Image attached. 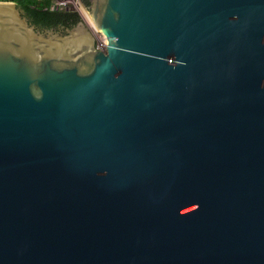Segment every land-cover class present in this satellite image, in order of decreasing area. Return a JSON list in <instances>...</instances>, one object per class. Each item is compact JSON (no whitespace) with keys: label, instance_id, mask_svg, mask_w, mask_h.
I'll use <instances>...</instances> for the list:
<instances>
[{"label":"water","instance_id":"1","mask_svg":"<svg viewBox=\"0 0 264 264\" xmlns=\"http://www.w3.org/2000/svg\"><path fill=\"white\" fill-rule=\"evenodd\" d=\"M81 18L0 1V264H264V0Z\"/></svg>","mask_w":264,"mask_h":264},{"label":"trees","instance_id":"2","mask_svg":"<svg viewBox=\"0 0 264 264\" xmlns=\"http://www.w3.org/2000/svg\"><path fill=\"white\" fill-rule=\"evenodd\" d=\"M13 1L20 8L29 22L40 30L65 25L72 27L81 20L79 13L75 10H52L51 0H0ZM80 10L88 17L89 0H77Z\"/></svg>","mask_w":264,"mask_h":264},{"label":"flooded vegetation","instance_id":"3","mask_svg":"<svg viewBox=\"0 0 264 264\" xmlns=\"http://www.w3.org/2000/svg\"><path fill=\"white\" fill-rule=\"evenodd\" d=\"M72 1V0H71ZM75 1V3L74 2H72L73 3V5L71 6V8L72 9H74L75 11H77L78 13H79V15H80V17H81V13H83V11H81L80 12V7H79V5H78V2H77V0H74ZM89 2H90V0H89ZM52 5V4H51ZM56 6H58V9L57 10H72L71 8H69V6H67V5H65L64 7H62V6H59L58 5V3L56 2V4H55ZM77 7V8H76ZM88 8H89V10H90V3H89V5H88ZM55 10V9H54ZM81 20H82V18H81ZM29 21V20H28ZM78 23V22H77ZM76 23V24H77ZM31 24V23H30ZM33 25V24H32ZM35 26V25H34ZM73 27V26H72ZM72 27H69V26H65V25H59V26H57V27H51V28H48V29H44V30H40L39 28H37L36 26H35V28L37 29V30H40V31H49V30H53V31H56V32H59V33H66L67 32V30L68 29H70V28H72Z\"/></svg>","mask_w":264,"mask_h":264},{"label":"rangeland","instance_id":"4","mask_svg":"<svg viewBox=\"0 0 264 264\" xmlns=\"http://www.w3.org/2000/svg\"><path fill=\"white\" fill-rule=\"evenodd\" d=\"M61 1H64V0H51V3H52L53 5H55L56 2H61ZM66 1H68L66 5L69 6V8H71V6L73 5V3H72L70 0H66ZM62 7H64V6H62ZM71 9H72V8H71ZM72 10H74V9H72Z\"/></svg>","mask_w":264,"mask_h":264},{"label":"built area","instance_id":"5","mask_svg":"<svg viewBox=\"0 0 264 264\" xmlns=\"http://www.w3.org/2000/svg\"><path fill=\"white\" fill-rule=\"evenodd\" d=\"M70 1H71V0H70ZM61 2H63V3H61ZM61 2H57L58 5H59V6H65V5L67 4L68 1L64 0V1H61ZM71 2H74V3H75L74 0H72ZM76 8H77V7H76Z\"/></svg>","mask_w":264,"mask_h":264},{"label":"bare ground","instance_id":"6","mask_svg":"<svg viewBox=\"0 0 264 264\" xmlns=\"http://www.w3.org/2000/svg\"><path fill=\"white\" fill-rule=\"evenodd\" d=\"M61 3H63V2H61ZM80 12H81V10H80ZM81 14L84 16L85 19L87 18L83 13H81Z\"/></svg>","mask_w":264,"mask_h":264}]
</instances>
